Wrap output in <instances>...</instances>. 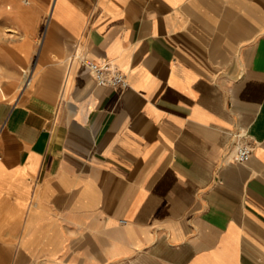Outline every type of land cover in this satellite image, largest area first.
<instances>
[{"label":"crops","instance_id":"obj_1","mask_svg":"<svg viewBox=\"0 0 264 264\" xmlns=\"http://www.w3.org/2000/svg\"><path fill=\"white\" fill-rule=\"evenodd\" d=\"M8 48L0 264H264V0H0Z\"/></svg>","mask_w":264,"mask_h":264},{"label":"built area","instance_id":"obj_2","mask_svg":"<svg viewBox=\"0 0 264 264\" xmlns=\"http://www.w3.org/2000/svg\"><path fill=\"white\" fill-rule=\"evenodd\" d=\"M81 60L85 63L92 71L95 80L99 84L108 85H127V79L125 74L113 65L110 61L97 62L95 60L82 57ZM252 152V146L248 142H238L234 148V156L238 160L246 159ZM1 158V154H0Z\"/></svg>","mask_w":264,"mask_h":264},{"label":"rangeland","instance_id":"obj_3","mask_svg":"<svg viewBox=\"0 0 264 264\" xmlns=\"http://www.w3.org/2000/svg\"><path fill=\"white\" fill-rule=\"evenodd\" d=\"M10 49L8 48L7 52L8 61L0 60V97L15 99L25 87L26 74L24 73L26 69L30 68V65L27 63H16Z\"/></svg>","mask_w":264,"mask_h":264},{"label":"bare ground","instance_id":"obj_4","mask_svg":"<svg viewBox=\"0 0 264 264\" xmlns=\"http://www.w3.org/2000/svg\"><path fill=\"white\" fill-rule=\"evenodd\" d=\"M26 70H25V73H24V74H26V77L24 76L25 77V80H24L25 82H27L29 80V78L31 77V75H30V68L29 69H26Z\"/></svg>","mask_w":264,"mask_h":264}]
</instances>
